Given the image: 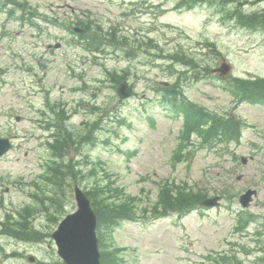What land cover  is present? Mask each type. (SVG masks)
Segmentation results:
<instances>
[{
    "label": "rangeland",
    "instance_id": "1",
    "mask_svg": "<svg viewBox=\"0 0 264 264\" xmlns=\"http://www.w3.org/2000/svg\"><path fill=\"white\" fill-rule=\"evenodd\" d=\"M181 2L0 0V138L12 144L0 157V264H62L51 234L76 209L73 186L107 182L122 188L120 199L134 197L137 218L97 228L101 255L119 248L123 264H264V104L230 87L264 78V28L236 16L263 13L264 0ZM81 24L85 36L111 32L120 45L88 49L72 31ZM223 61L230 70L221 76ZM123 80L134 85L126 100L116 94ZM174 87L179 103L239 122L240 141L211 142L204 124L192 130L164 98ZM58 135L61 152L50 145ZM241 157L251 160L242 166ZM163 188L222 201L157 217ZM248 189L257 196L242 209ZM21 216L38 235L3 234Z\"/></svg>",
    "mask_w": 264,
    "mask_h": 264
},
{
    "label": "trees",
    "instance_id": "2",
    "mask_svg": "<svg viewBox=\"0 0 264 264\" xmlns=\"http://www.w3.org/2000/svg\"><path fill=\"white\" fill-rule=\"evenodd\" d=\"M181 5H185L190 8L192 5L201 2H207L211 0H181ZM239 23L246 25L248 27H262L264 28V12L263 13H252L246 14H236ZM83 29L88 31V25L81 24ZM89 32V31H88ZM114 33L106 32L104 35H98L90 33L89 35H79L81 39H86L87 48L94 47L97 45H120L118 40L114 39ZM186 61V60H185ZM184 63V62H183ZM188 64V62L186 61ZM185 63V64H186ZM114 81H116L114 79ZM230 87L235 92L240 99L249 104H264V78H254L248 80H237L233 82ZM179 97H183L178 88L174 87L164 92V98L169 105L176 110L178 113L183 114L184 118L188 123L191 124L190 128L192 130H199V126L203 124L207 127L203 128L200 132L204 134L205 138L213 139L211 142L219 143H237L240 141L242 128L239 122H236L232 117L223 118L220 116L211 115L201 109H196L190 106H185L179 103ZM63 138V135L56 136L54 142L50 145L56 148L58 152H61L66 146V141L59 139ZM62 172V171H61ZM60 172V173H61ZM62 174V173H61ZM264 177V172H263ZM108 185V182L106 183ZM95 186V189L89 188L85 191L86 196L91 201V206L97 217V228L100 230H105L108 228L116 227L123 221H135L136 208L134 197L126 199H120L123 194L122 188L110 186ZM206 194L201 192L189 191L186 188H163L161 189V194L158 199V204L153 208L152 213L157 214V217L164 216L165 214L172 212L177 214H182L196 208L198 201L204 199ZM118 197V198H117ZM23 221L10 224L9 220L7 225H3L4 231L10 232L18 236L20 239H25V235H38V232L28 226L25 216H21ZM6 227L9 229L7 230ZM38 238V236H36ZM123 250L117 248L114 253L107 255H101V264H121L122 259L119 254ZM123 264V262H122Z\"/></svg>",
    "mask_w": 264,
    "mask_h": 264
},
{
    "label": "water",
    "instance_id": "3",
    "mask_svg": "<svg viewBox=\"0 0 264 264\" xmlns=\"http://www.w3.org/2000/svg\"><path fill=\"white\" fill-rule=\"evenodd\" d=\"M74 31L83 32L79 28H74ZM59 47L60 44L54 46L55 49ZM229 70L230 66L224 62L214 71H218L221 76H224ZM132 92L133 84H128L126 81L121 82L116 88L120 100L129 98ZM9 148V141L0 139V156L6 153ZM240 162L242 165H246L248 159L242 157ZM240 179L241 176L236 178V180ZM256 194L255 190H247L240 196L239 204L243 208H247ZM73 195L76 210L66 215L51 235L57 248V255L64 264H100V252L96 236V215L92 210L90 200L77 185L73 187ZM220 200L221 197L208 198L200 201L198 206L214 208L219 206ZM29 260L32 262L33 258L30 257Z\"/></svg>",
    "mask_w": 264,
    "mask_h": 264
},
{
    "label": "flooded vegetation",
    "instance_id": "4",
    "mask_svg": "<svg viewBox=\"0 0 264 264\" xmlns=\"http://www.w3.org/2000/svg\"><path fill=\"white\" fill-rule=\"evenodd\" d=\"M16 120V119H15ZM2 138H4V137H2ZM6 139H9V138H6ZM13 257V256H12ZM7 258V257H6Z\"/></svg>",
    "mask_w": 264,
    "mask_h": 264
}]
</instances>
